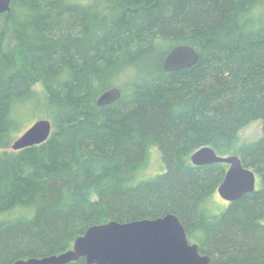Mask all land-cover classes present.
<instances>
[{
  "label": "trees",
  "instance_id": "obj_1",
  "mask_svg": "<svg viewBox=\"0 0 264 264\" xmlns=\"http://www.w3.org/2000/svg\"><path fill=\"white\" fill-rule=\"evenodd\" d=\"M178 45L198 62L164 72ZM112 87L120 98L98 106ZM42 104L50 137L0 153V264L60 254L91 226L167 213L211 264H264V0H10L0 150ZM253 121L259 139L235 146ZM202 147L237 155L255 191L217 205L226 166H193Z\"/></svg>",
  "mask_w": 264,
  "mask_h": 264
},
{
  "label": "water",
  "instance_id": "obj_2",
  "mask_svg": "<svg viewBox=\"0 0 264 264\" xmlns=\"http://www.w3.org/2000/svg\"><path fill=\"white\" fill-rule=\"evenodd\" d=\"M10 0H0V14L9 10ZM199 56L187 45L170 50L162 63L164 72H175L194 66ZM120 91L112 87L96 101L98 106L114 103ZM49 120H37L13 143L11 149L19 151L45 142L51 134ZM193 166L225 164L224 173L216 192L229 203L255 191L256 178L252 170L244 167L236 155L218 156L210 147H202L191 154ZM84 258L87 264H211L210 257L200 255L197 244H190L181 221L174 214L155 219H142L126 223L114 221L89 227L73 242L71 249L42 258L30 257L13 264H69Z\"/></svg>",
  "mask_w": 264,
  "mask_h": 264
},
{
  "label": "rangeland",
  "instance_id": "obj_3",
  "mask_svg": "<svg viewBox=\"0 0 264 264\" xmlns=\"http://www.w3.org/2000/svg\"><path fill=\"white\" fill-rule=\"evenodd\" d=\"M37 88L40 90L39 87H37ZM39 93L42 94V92H39ZM45 111H46L45 107L42 104L40 109H39V112L37 114H35L31 120H27L28 119V113L26 111L24 112L25 114L19 115V118H21L22 127L20 128V130L18 132H16L17 134L15 133L13 135L14 139L10 142V144H12L13 141H15L18 137H20V135L22 133H24V131L27 130L35 121H37V120H49L45 116ZM238 136H239V138H238V140L236 142V145H235L237 147L242 145V144H247V143H250V142H253V141L259 139V137L261 136V122L260 121H253V122L247 124L246 126H243L239 130ZM10 144H9V146L7 148L1 149L0 153L2 151H5V150L7 152H14L11 149ZM151 170L155 171V172H158L157 171L158 170V165H156L153 161H152V164H151ZM255 186H256V184H255ZM213 199H214V202L216 201L217 205H219V206L222 205L223 207L227 206V204L217 195V193L214 194Z\"/></svg>",
  "mask_w": 264,
  "mask_h": 264
},
{
  "label": "flooded vegetation",
  "instance_id": "obj_4",
  "mask_svg": "<svg viewBox=\"0 0 264 264\" xmlns=\"http://www.w3.org/2000/svg\"><path fill=\"white\" fill-rule=\"evenodd\" d=\"M237 156V155H236ZM241 160V159H240ZM212 165V164H211ZM225 165V164H224ZM226 166V169H225V171L228 169V165H225ZM225 173V172H224ZM224 177V176H223ZM256 178V177H255ZM221 183V182H220ZM219 183V184H220ZM256 184V183H255ZM218 187V186H217ZM217 193V192H216ZM218 195V194H217ZM224 201V200H223ZM227 205L229 204V202H226V201H224ZM167 214H171V213H167ZM164 215H166V214H164ZM163 215V216H164ZM162 217V216H161ZM182 224V223H181ZM183 225V224H182ZM184 227V226H183ZM184 229H185V227H184ZM185 232H186V230H185ZM186 235H187V232H186ZM188 238V237H187ZM190 243V242H189ZM190 244H194V243H190Z\"/></svg>",
  "mask_w": 264,
  "mask_h": 264
},
{
  "label": "bare ground",
  "instance_id": "obj_5",
  "mask_svg": "<svg viewBox=\"0 0 264 264\" xmlns=\"http://www.w3.org/2000/svg\"><path fill=\"white\" fill-rule=\"evenodd\" d=\"M107 223V222H106ZM198 251H199V249H198ZM199 254H200V252H199ZM201 255V254H200Z\"/></svg>",
  "mask_w": 264,
  "mask_h": 264
}]
</instances>
